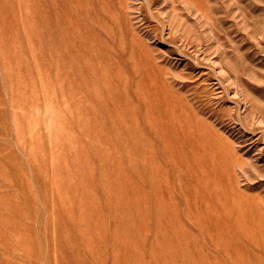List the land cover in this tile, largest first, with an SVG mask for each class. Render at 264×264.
I'll use <instances>...</instances> for the list:
<instances>
[{"label":"rangeland","instance_id":"rangeland-1","mask_svg":"<svg viewBox=\"0 0 264 264\" xmlns=\"http://www.w3.org/2000/svg\"><path fill=\"white\" fill-rule=\"evenodd\" d=\"M0 264H264V0H0Z\"/></svg>","mask_w":264,"mask_h":264}]
</instances>
